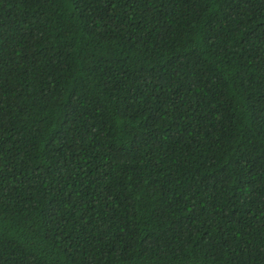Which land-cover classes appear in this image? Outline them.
Wrapping results in <instances>:
<instances>
[{"label":"trees","instance_id":"16d2710c","mask_svg":"<svg viewBox=\"0 0 264 264\" xmlns=\"http://www.w3.org/2000/svg\"><path fill=\"white\" fill-rule=\"evenodd\" d=\"M0 264H264V0H0Z\"/></svg>","mask_w":264,"mask_h":264}]
</instances>
